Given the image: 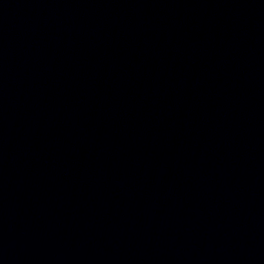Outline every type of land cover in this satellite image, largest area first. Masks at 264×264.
I'll return each instance as SVG.
<instances>
[{
	"label": "water",
	"instance_id": "obj_1",
	"mask_svg": "<svg viewBox=\"0 0 264 264\" xmlns=\"http://www.w3.org/2000/svg\"><path fill=\"white\" fill-rule=\"evenodd\" d=\"M0 264H264V0H0Z\"/></svg>",
	"mask_w": 264,
	"mask_h": 264
}]
</instances>
